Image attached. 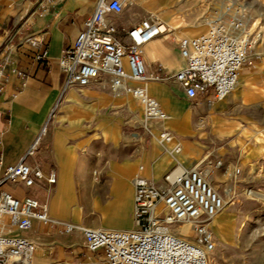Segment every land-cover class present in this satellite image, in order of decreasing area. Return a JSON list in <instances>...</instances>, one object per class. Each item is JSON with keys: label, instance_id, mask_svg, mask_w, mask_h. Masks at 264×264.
Listing matches in <instances>:
<instances>
[{"label": "crops", "instance_id": "crops-1", "mask_svg": "<svg viewBox=\"0 0 264 264\" xmlns=\"http://www.w3.org/2000/svg\"><path fill=\"white\" fill-rule=\"evenodd\" d=\"M40 1L0 0V64L4 58L11 62L4 68L7 83L0 95V128L8 122L1 139L2 169L16 164L46 125L48 139L41 142L27 163L45 175L53 170L56 183L48 185L41 180L30 189L18 184L7 185L5 190L18 199L30 196L46 204L53 219L90 229H133L131 180L138 167H143V177L158 184L173 162L154 145L142 151L119 147L124 137L107 110L129 99L113 95L106 78L63 90L57 61L74 42L97 0H50L44 17L36 15ZM162 21L173 35L146 44L143 60L149 73L159 68L172 76L183 67L173 37L190 38L201 28L194 26L185 33L169 25L167 19ZM138 22L135 17L120 27ZM44 50L46 58L36 60ZM239 79L241 84L233 94L214 105L217 110H241L240 119L233 123L251 124L254 120L246 111L258 107L256 102H264V59L254 70L243 68ZM146 85L149 95L170 117L163 126L183 139L190 157L198 156V147L188 138L195 135L197 120L204 118L200 108L205 107L204 103L187 100L172 79ZM56 103L59 114L55 124L48 127ZM214 119L219 131L221 119ZM22 235L35 245L30 264H106L102 251L86 249L79 232L60 234L55 228L33 221Z\"/></svg>", "mask_w": 264, "mask_h": 264}, {"label": "built area", "instance_id": "built-area-1", "mask_svg": "<svg viewBox=\"0 0 264 264\" xmlns=\"http://www.w3.org/2000/svg\"><path fill=\"white\" fill-rule=\"evenodd\" d=\"M124 1V0H123ZM135 0H97L93 13L83 22L74 42L65 48L57 61L63 76V90L82 88L106 78L115 96H130L138 102L146 120L162 127L157 141L170 156L176 158L181 146L164 122L168 115L146 88L149 82L172 79L182 89L187 100H201L211 109L236 88L243 68H254L260 59L254 51L253 30L247 8L234 0H221V10L206 15V31L191 38H176L181 70L172 76L158 68L149 73L143 55L146 44L167 36L164 24L148 15L137 24L123 28L114 18ZM50 0H41L36 15L44 17ZM46 58V50L36 60ZM0 64V95L7 83L5 66ZM18 73L17 71H13ZM0 128V264H30L34 243L23 236L33 221L57 229L60 234L79 232L90 252L102 251L106 264H209L214 248L210 224L224 209L226 201L209 184L200 166L185 167L176 163L159 184L142 175L143 167L133 176V222L130 230L86 228L49 216L46 204L26 196L18 199L5 190L7 185L21 184L32 188L41 180L56 183V173L46 175L37 166L27 163L46 131L44 125L24 156L2 169V135ZM169 153V152H168ZM192 235V240H190Z\"/></svg>", "mask_w": 264, "mask_h": 264}, {"label": "rangeland", "instance_id": "rangeland-1", "mask_svg": "<svg viewBox=\"0 0 264 264\" xmlns=\"http://www.w3.org/2000/svg\"><path fill=\"white\" fill-rule=\"evenodd\" d=\"M234 1L247 8L253 30V49L260 55V59L255 62L256 68L257 63L264 59V0ZM221 6V0H135L114 20L121 26L135 17L140 21L153 15L161 20L167 19L169 25L172 23L174 28L185 33H190L194 26H200L201 30L189 36L191 38L206 31V15L220 11ZM119 97H127L129 102L107 110L124 137L119 147L142 151L144 147L149 150L154 145L172 160L171 168L176 163L185 167L189 164L190 167L200 166L208 174L210 186L226 201L224 209L210 224L214 248L209 254V264H264V200L252 195H264V148L261 147L264 145V102H256L258 107L246 111L250 119L252 117L254 120L251 124L233 123L240 119L241 110H217V105L211 109L201 106L204 118L197 120L196 133L188 138L190 143L198 147V156L190 157L182 143L183 139L170 131L175 142L181 146L180 153L174 159L170 156V147H166L169 152L166 153L157 141L158 131L162 126L146 120L142 107L130 96ZM58 103L54 106L48 127L55 124L59 114ZM217 116L222 122L219 131L214 119ZM169 118L168 116V120ZM47 139L46 128L38 146Z\"/></svg>", "mask_w": 264, "mask_h": 264}, {"label": "bare ground", "instance_id": "bare-ground-1", "mask_svg": "<svg viewBox=\"0 0 264 264\" xmlns=\"http://www.w3.org/2000/svg\"><path fill=\"white\" fill-rule=\"evenodd\" d=\"M134 2H135V1H134ZM134 2H133V3H134ZM133 3H132V4H133ZM132 4H129V5H132ZM157 18H158V17H157ZM158 19H159V18H158ZM160 20H161V19H160ZM161 22L164 24V27H165L166 31L169 32L170 34H172V32H171L170 30L167 29L168 26H166L165 23H164L162 20H161ZM171 24H172V23H171ZM172 35H173V34H172ZM177 38H178V37H177ZM183 38H186V37H183ZM146 88H147V86H146ZM147 90H148V88H147ZM166 147H167V146H166ZM169 147L171 148V145H169ZM207 178L209 179L208 174H207ZM252 195L255 196V197H257L258 199L264 200V195H262V194H260V193H253Z\"/></svg>", "mask_w": 264, "mask_h": 264}]
</instances>
